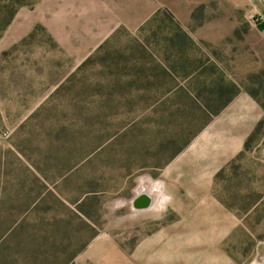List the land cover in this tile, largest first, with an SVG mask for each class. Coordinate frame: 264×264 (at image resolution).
<instances>
[{"label":"rangeland","instance_id":"1","mask_svg":"<svg viewBox=\"0 0 264 264\" xmlns=\"http://www.w3.org/2000/svg\"><path fill=\"white\" fill-rule=\"evenodd\" d=\"M178 2L0 0V264H60L95 232L133 252L174 221L130 201L205 128L208 61L264 111L260 2ZM261 120L214 183L233 227L195 264H264Z\"/></svg>","mask_w":264,"mask_h":264},{"label":"crops","instance_id":"2","mask_svg":"<svg viewBox=\"0 0 264 264\" xmlns=\"http://www.w3.org/2000/svg\"><path fill=\"white\" fill-rule=\"evenodd\" d=\"M142 1L146 15L165 5L163 0ZM171 1V8L182 6L178 0ZM226 1L240 8L249 2ZM149 8L155 10L148 12ZM263 117L260 104L241 91L168 163L159 178L142 182L131 198V208L140 217L171 212L177 214L176 219L141 238L133 252L108 234H99L73 264H195L197 256L210 255L212 241L224 238L235 221L214 193L216 177L244 150Z\"/></svg>","mask_w":264,"mask_h":264},{"label":"trees","instance_id":"3","mask_svg":"<svg viewBox=\"0 0 264 264\" xmlns=\"http://www.w3.org/2000/svg\"><path fill=\"white\" fill-rule=\"evenodd\" d=\"M23 0H17V2L21 3ZM157 15V14H156ZM155 15V17H156ZM171 15V14H170ZM194 17V14H193ZM171 19L173 21V23L175 24L173 27V31H174V36L172 38H170L171 40V47L172 49H182V47L184 46V42L186 40H188L191 44L194 43V41L191 39V37L187 34V32L181 27V25L174 20L173 15L171 16ZM187 42V41H186ZM209 63H211L209 65V70H211V73H215L216 76L214 79H212V81H209V84H211L212 88L209 92V94L205 95L204 97V102H205V106L211 108V110H204V108L200 107L199 110L200 112H204V113H208L210 114L207 117V120L204 122V124L201 127V130L206 127L211 121L212 119L217 116L223 109H225L234 99L235 97L241 92L240 87L238 86V84L236 82H234L233 80L227 78L224 73L222 71L219 70V68L217 67V65L215 63H212L210 61H208ZM249 94L256 99V95L254 92L249 91ZM188 95V94H187ZM262 124V120L258 123L257 127L254 129V131L252 132V134L249 136L248 140L245 143V147L248 146L250 144V142L254 139V137L256 136L258 129L260 127V125ZM200 130V131H201ZM199 131V132H200ZM198 134V133H197ZM196 134V135H197ZM193 135L191 138H189L188 140H186L181 146H179L176 151L174 152V154L172 155V157L170 158V161L175 158L191 141L192 139L196 136ZM241 154V153H240ZM239 154V155H240ZM238 155V156H239ZM169 161V162H170ZM168 162V163H169ZM167 163V164H168ZM230 164V163H229ZM228 164V165H229ZM227 165V166H228ZM226 168V167H225ZM223 168L217 175V177L221 174V172L225 169ZM80 208V207H79ZM78 208V209H79ZM79 211H81V209H79ZM82 212V211H81ZM98 234V232H95V234H93L91 236V238L87 241H85L81 247L77 248L76 250H74L67 259L63 260L60 264H70L74 261V259L77 257V255L82 252L86 246L90 243V241ZM80 235V234H79Z\"/></svg>","mask_w":264,"mask_h":264},{"label":"built area","instance_id":"4","mask_svg":"<svg viewBox=\"0 0 264 264\" xmlns=\"http://www.w3.org/2000/svg\"><path fill=\"white\" fill-rule=\"evenodd\" d=\"M264 5V0H259Z\"/></svg>","mask_w":264,"mask_h":264},{"label":"water","instance_id":"5","mask_svg":"<svg viewBox=\"0 0 264 264\" xmlns=\"http://www.w3.org/2000/svg\"><path fill=\"white\" fill-rule=\"evenodd\" d=\"M259 1V0H258ZM260 2V1H259ZM260 4L263 6V8H264V5L260 2Z\"/></svg>","mask_w":264,"mask_h":264}]
</instances>
